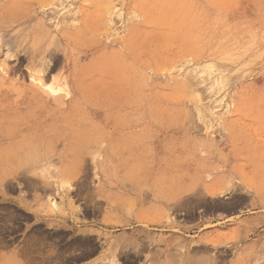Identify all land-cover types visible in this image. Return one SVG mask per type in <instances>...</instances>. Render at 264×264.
<instances>
[{
    "label": "rangeland",
    "instance_id": "374dc122",
    "mask_svg": "<svg viewBox=\"0 0 264 264\" xmlns=\"http://www.w3.org/2000/svg\"><path fill=\"white\" fill-rule=\"evenodd\" d=\"M12 1L0 0V138L8 143L25 130L30 143L46 140L49 151L54 143L48 153L28 147L43 156L31 176L53 190L60 173L62 200L73 191L88 206L108 149L111 159L135 165L145 189L154 185L169 207L161 227L146 221L147 232L128 239L100 226L89 234L87 216L68 231L48 229L1 200L0 264H264L122 254L144 245L164 257L171 225L184 234L202 219L250 213L264 256V0H139L137 7L138 0H43L45 8L42 0ZM110 6L122 15L111 16ZM216 46L221 52L209 55ZM213 63L219 72L206 73ZM67 163L78 167L75 179ZM102 214L98 206V223ZM172 242L183 257L187 246ZM232 242L209 255H231Z\"/></svg>",
    "mask_w": 264,
    "mask_h": 264
},
{
    "label": "crops",
    "instance_id": "0c3cea01",
    "mask_svg": "<svg viewBox=\"0 0 264 264\" xmlns=\"http://www.w3.org/2000/svg\"><path fill=\"white\" fill-rule=\"evenodd\" d=\"M23 132L25 130H17L15 134H10L8 143L0 138V201L6 200L16 204L28 215L31 214L36 224L44 223L48 229L68 231L73 228L75 223L79 224L78 219L83 216H87L89 219V234L96 232L97 227L100 226L108 232L118 231L117 235L132 239L134 236L147 232L144 228L146 221L153 222V228L161 227L157 225L161 223V215L168 212L169 202L161 199L160 190H156L154 185L148 190L144 188V184H141L142 182L145 183L144 177L141 176L135 165L126 166L122 165L123 161H120V164L112 159L111 161L107 149L106 157L108 158L104 161L105 165L103 164V166L105 167H101L104 170L100 172V182L97 183L96 181V186L89 195L88 206L86 207L83 202L80 203V196L74 195L73 191H69L62 200L60 199V173L57 175V187L53 190L45 189L40 180L31 176V172L35 170L33 167L35 161L31 159L32 154L29 153L28 147L33 148L36 144L40 145V139L35 138L30 143V139L25 136L27 134ZM36 147L40 148V146ZM57 148L60 157L59 143ZM130 167H132L131 170ZM72 168L73 177L70 176V178L75 179L78 167L72 166ZM123 172L126 174L124 175ZM124 176L128 179H125ZM132 177H134L133 180ZM49 195L53 196L51 201L48 199ZM54 201L57 202L58 206L53 205ZM98 206L101 213L103 212L99 223L97 218ZM162 207L165 209L163 210ZM79 208H82V211ZM88 212L90 214H87ZM232 217L235 219L231 220ZM254 219V215L250 213L237 214L222 220L220 218H206L205 220L202 219L196 227L190 229L184 227V234H176L170 231L169 229L173 227L171 225L168 227V231L164 233L169 239L164 257L161 255L162 252L149 251L147 246H144L145 248L143 246L142 248L138 247L139 251L133 254L131 250L136 247L135 245L126 247L128 254L125 251L123 254H126L128 259H133L132 256L136 259H236L235 263L249 259L251 263L252 259H264L259 242L254 237V233L258 231L257 225L251 222ZM210 221L215 227H208ZM178 239L179 246L186 245L188 248L183 257L178 255V251L175 249V246H178L173 245L172 242H176ZM227 240L233 241L234 251L231 255L222 256L220 252L216 258L209 255L211 249H220L227 243ZM215 242L219 245L216 246ZM223 252L226 253V251ZM211 253L214 254V252Z\"/></svg>",
    "mask_w": 264,
    "mask_h": 264
},
{
    "label": "bare ground",
    "instance_id": "6f19581e",
    "mask_svg": "<svg viewBox=\"0 0 264 264\" xmlns=\"http://www.w3.org/2000/svg\"><path fill=\"white\" fill-rule=\"evenodd\" d=\"M11 1H12V0H11ZM15 1H17V0H13L12 3L15 2ZM21 1H23V0H21ZM42 1H43V0H42ZM42 1H41V2H38V3H41L42 6H43L42 8H45V7L47 6V3H46L45 1H43V2H44V3H43ZM47 1H48V0H47ZM108 2H109V1H108ZM108 2H107V3H108ZM15 3H16V2H15ZM139 3H140V2H139V0H138V1L136 2L135 6L137 7V5H138ZM110 4H111V2H110ZM108 9H109V10H108V13H109L111 16L114 15V13H116V15L121 13V15H122V12L118 13L117 8H115V6H110ZM134 10H135V9H134ZM117 16H118V15H117ZM44 24H45V23H44ZM43 26H44V25H43ZM91 26H93V25H89V24H87L86 26L80 28V30L78 31V34H83V35H84L85 33H87V32L89 31V28H90ZM44 27H45V26H44ZM57 29H58V28H57ZM91 31H92V30H91ZM57 33H59V32H57ZM233 49H234V48H233ZM220 52H221L220 46H216L215 49H214V51L209 52V55H217V54L220 53ZM226 55H227V57L230 58V59H231V58L234 59V58H236V56H237V54H235L233 51H232V52H228V53H226ZM221 57H222V56H221ZM227 57H226V58H227ZM224 58H225V56H224ZM228 58H227V59H228ZM217 59H218V58H217ZM219 59H220V58H219ZM226 62H228V61H226ZM215 64H216V63H215ZM211 65H212V66H211ZM202 66H203V65H202ZM206 66H208L209 68L206 67ZM220 66H221V65H220ZM213 67L216 69L217 64H216L215 66H214V63H213V64H209V65H205V67H204L203 69L205 70V72L208 71L210 68H211V69H210L211 71H213V70H214L215 72L218 71V69L215 70V69H213ZM218 67H219V65H218ZM206 69H207V70H206ZM212 69H213V70H212ZM210 70H209L208 74L210 73ZM214 71H213V72H214ZM218 72H219V71H218ZM220 72H221V69H220ZM206 73H207V72H206ZM208 74H207V75H208ZM210 75H212V74H210ZM208 76H209V75H208ZM218 77H219V76H218ZM209 79H210V78H209ZM218 79H219V78H218ZM221 79H222V78H221ZM216 80H217V78H216ZM216 80H215V81H216ZM219 81H220V80H219ZM66 82H68V81H66ZM43 98H44V97H43ZM192 98H193V97H191L190 99H192ZM45 99H47V98H45ZM56 99H57V98H56ZM196 99H198V98H196ZM196 99H195V100H196ZM47 100H48V99H47ZM53 100H54V99H53ZM195 100H194V101H195ZM45 101H46V100H45ZM45 101H42V102H45ZM58 102H59V99H57V103H58ZM196 102H197V101H196ZM47 103H48V102H47ZM55 104H56V103H55ZM59 104H60V102H59ZM13 106H14V105H13ZM21 106H22V105H21ZM21 106H20V107H21ZM47 106H49V105H47ZM57 106H58V105H57ZM23 107H24V106H23ZM50 107H51V106H50ZM59 107H60V106H59ZM59 107H58V108H59ZM8 108H9V107H8ZM22 109H23V108H22ZM23 112H24V111H23ZM40 115H41V114H40ZM47 115H48V114H47ZM42 116H43V114H42ZM42 116H41V117H42ZM50 116H51V115H50ZM44 117H45V116H44ZM8 118H9V117H8ZM37 118H39V117H36V119H37ZM57 118H58V117H57ZM17 119H18V118H17ZM20 119H21V118H20ZM36 119H35V121H36ZM39 119H41V118H39ZM52 119H53V117H52ZM89 119H90V117H89ZM91 119H92V118H91ZM10 120H11V119H10ZM30 120H31V118H30ZM56 120H58V119H56ZM59 121H60V120H59ZM89 121H90V120H89ZM98 121H99V119H98ZM101 122H104V121L102 120ZM101 122H99V123H100V126H102ZM126 122H127V121H126ZM14 123H15V122H14ZM43 123H44V121H43ZM99 123H98V124H99ZM104 123H105V122H104ZM33 124H34V123H33ZM56 124H57V123H56ZM94 124H95V123H94ZM4 125H6V124L4 123ZM39 125H41V124H39ZM47 125H48V124H47ZM50 125H51V124H50ZM57 125H58V124H57ZM95 125L97 126V124H95ZM95 125H94V126H95ZM110 125H112V124H110ZM127 125H128V124H127ZM164 125H165V124H164ZM164 125H163V126H164ZM22 126H24V125H21V127H22ZM28 126H29V125H28ZM35 126H36V125H35ZM41 126H42V125H41ZM52 126H53V124H52ZM58 126H59V125H58ZM92 126H93V125H92ZM135 126H136V124H135ZM150 126H151V125H150ZM163 126H162V127H163ZM37 127H38V126H37ZM43 127H46V125L43 126ZM48 127H49V125H48ZM48 127H47V128H48ZM55 127H56V126H55ZM98 127H99V126H98ZM130 127H131V126H130ZM133 127H134V126H133ZM171 127H172V126H171ZM23 128H24V127H23ZM96 128H97V127H96ZM96 128H95V130H96ZM100 128H101V127H100ZM151 128H154V127H151ZM172 128H173V127H172ZM174 128H175V127H174ZM9 129H10V128H9ZM31 129H32V128H31ZM104 129H106V127H105ZM126 129H127V127H126ZM128 129H129V128H128ZM130 129H131V128H130ZM33 130H34V129H33ZM58 130H60V129H58ZM109 130H110V128H109ZM124 130H125V129H124ZM144 130H145V129H143V130H141V131H144ZM148 130H149V129H148ZM161 130H162V129H161ZM23 131H24V130H23ZM29 131H30V129H29ZM106 131L108 132V130H106ZM111 131H113V129H112ZM128 131H129V130H128ZM139 131H140V130H139ZM141 131H140V132H141ZM149 131H150V130H149ZM149 131H148V133H149ZM153 131H155V130L153 129ZM171 131H172V130H171ZM42 132H43V131H42ZM107 132H106V133H107ZM121 132H122V131H121ZM145 132H146V131H145ZM25 133H26V131H25ZM37 133H38V132H37ZM117 133H118V132H117ZM26 134H27V133H26ZM45 134H46V132H45ZM49 134L51 135V132H50ZM52 134H53V133H52ZM125 134H126V133H125ZM128 134H129V133H128ZM3 135H4V134H3ZM43 135H44V133H43ZM50 135H49V136H50ZM53 135H56V134H53ZM144 135H145V133H144ZM16 137H17V136H16ZM16 137H15V138H16ZM57 137H58V136H57ZM138 137H139V136H138ZM140 137H141V136H140ZM142 137H143V136H142ZM7 138H8V137H7ZM52 138L55 139V137H52ZM52 138H51V139H52ZM58 138H59V137H58ZM107 138H108V137H107ZM11 140H12V139H11ZM52 140H53V139H52ZM140 140H141V139H140ZM9 141H10V140H9ZM90 141H92V140H90ZM109 141H110V138H109ZM109 141H108V142H109ZM111 141H112V140H111ZM13 142H14V141H13ZM105 142H106V141H105ZM105 142H103V145H104ZM108 142H107L106 144H109ZM114 142H115V141H114ZM10 143H11V142H10ZM10 143H9V144H10ZM101 143H102V142H101ZM110 143H111V142H110ZM115 143H116V142H115ZM115 143H113V144L115 145ZM148 143H149V142H148ZM50 144H51V143H50ZM97 144H99V143H97ZM106 144H105V145H106ZM119 144H120V143H119ZM151 144H152V143H151ZM92 145H94V144H92ZM105 145H104V146H105ZM110 145H111V144H110ZM36 146H40V147H42L44 153H48V152H50V151H53V150L55 151V150H56V148H55L56 145H55L54 143H52V145L50 146V151H49V144H48V141L43 140V139H40V145L36 144L35 147H36ZM66 146H67V145H66ZM73 146H74V144H73ZM99 146H100V145H99ZM108 146H109V145H108ZM121 146H123V145H121ZM109 147H110V146H109ZM109 147H108V148H109ZM124 147H125V146H124ZM163 147H164V146H163ZM163 147H162V148H163ZM91 148H92V147H91ZM100 148H101V147H100ZM113 148H114V147H113ZM122 148H123V147H122ZM153 148H154V147H153ZM166 148H167V147H166ZM63 149H64V148H63ZM65 149H66V148H65ZM68 149H69V148H68ZM97 149H99V148H97ZM97 149H96V150H97ZM105 149H107V146H106ZM109 149H110V148H109ZM117 149H118V148H117ZM160 150H161V149H160ZM163 150H164V149H163ZM38 151H39V150H38ZM60 151H61V150H60ZM68 151H69V150H67V152H68ZM94 151H95V150H94ZM36 152H37V151H36ZM61 152H62V151H61ZM112 152H114V151H112ZM112 152H110V155H112V154H111ZM51 153H53V152H51ZM64 153H65V151H64ZM116 153H117V152H116ZM62 154H63V153H62ZM74 154H75V153H74ZM36 155H37V154H36ZM36 155H32V157H31V159H32L33 161H35L34 164H33V167H35V168H37L38 163H39L40 160L43 158V156H42L41 154H40V156H36ZM38 155H39V154H38ZM44 155H45V154H44ZM48 155H49V154H48ZM65 155H66V154H65ZM105 155H107V154H105ZM61 156H62V155H61ZM63 156H64V155H63ZM66 156H68V155H66ZM74 156H75V155H74ZM74 156H72V157H74ZM112 156H113V155H112ZM128 156H129V155H128ZM44 157H45V156H44ZM50 157H51V156H50ZM64 157H65V156H64ZM64 157H63V158H64ZM130 157H131V156H130ZM60 158H61V157H60ZM70 158H71V156H70ZM78 158H79V157H78ZM106 158H108V157H106ZM113 158H114V156H113ZM125 158H126V157H125ZM128 158H129V157H128ZM131 158H132V157H131ZM44 159H45V158H44ZM47 159H48V158H47ZM50 159H51V158H50ZM72 159H74V158H72ZM133 159H134V158H133ZM62 160H63V159H62ZM106 160H107V159H106ZM110 160H111V157H110ZM112 160H114V159H112ZM112 160H111V161H112ZM116 160H117V159H116ZM121 160H124V158L121 159ZM159 160H161V159H159ZM42 161H43V159H42ZM50 161H51V160H50ZM72 161H73V160H72ZM104 161H105V160H104ZM154 161H155V160H154ZM163 161H164V160L162 159V162H163ZM78 162H79V161H78ZM114 162H115V160H114ZM117 162L120 164L119 161H117ZM124 162H125V160H124ZM128 162H129V161H127V163H128ZM132 162H134V160H133ZM167 162H169V161L167 160L166 163H167ZM68 163H70V162H68ZM68 163L66 164V165H67V168L69 169V171H71L70 169L72 168V165H73V164H72V165H68ZM73 163H74V162H73ZM102 163H103V162H102ZM104 163H105V162H104ZM106 163H108V162H106ZM112 163H113V162H112ZM129 163H130V162H129ZM129 163H128V164H129ZM136 163H137V162H136ZM154 163H155V162H154ZM61 164H62V166H63V164H65V163H61ZM75 164H76V163H75ZM108 164H111V163H108ZM119 164H117V165H119ZM167 164H169V163H167ZM167 164H166V166H167ZM39 165L41 166V164H39ZM100 165H101V164H100ZM104 165H105V164H104ZM112 165H113V164H112ZM117 165H116V166H117ZM122 165H124V164L122 163ZM102 166H103V165H102ZM102 166H100V169H101ZM120 166H121V165H120ZM126 166H128V165H126ZM126 166H124V167L126 168ZM171 166H172V165H171ZM103 167H105V166H103ZM111 167H112V166H111ZM113 167H114V165H113ZM113 167H112V169H113ZM117 167L119 168V166H117ZM75 168H77V167H75ZM118 168H116V169H118ZM121 168H122V167H121ZM121 168H120V169H121ZM125 168H124V169H125ZM151 168H152V167H151ZM166 168H168V167H166ZM166 168H165V169H166ZM102 169L104 170V168H102ZM109 169H110V167H109ZM116 169H114L115 172H116ZM141 169H142V168H141ZM63 170H64V169H63ZM63 170H62V171H63ZM65 170H66V168H65ZM72 170H73V168H72ZM103 170H102V172H103ZM105 170H106V169H105ZM114 170H112V172H113ZM118 170H119V169H118ZM118 170H117V171H118ZM125 170H126V169H125ZM151 170H152V169H151ZM157 170H158V168H157ZM0 171H1V170H0ZM59 171H60V169H59ZM67 171H68V170H67ZM74 171H75V170H74ZM66 173H67V172H66ZM113 173H114V172H113ZM123 173H124V172H123ZM127 173H128V172H127ZM130 173H131V172H130ZM130 173H129V174H130ZM143 173H144V172H143ZM71 174H72V173H71ZM125 174H126V173H124V175H125ZM133 175H134V174H133ZM124 177H125V176H124ZM126 178H127V177H125V179H126ZM129 178H131V177H129ZM133 178H134V177H132V180H133ZM57 179H58V178H57ZM127 179H128V178H127ZM133 183H134V182H133ZM140 183H141V182H140ZM141 184H144V183L142 182ZM134 185H136V183H134ZM139 185H140V184H139ZM139 185H137V186H139ZM151 185H152V184H151ZM152 186H153V185H152ZM144 188H145V187H144ZM152 189H153V188H152ZM175 189H176V188H175ZM79 190H80V189H79ZM156 190H157V189H156ZM152 192H153V190H152ZM78 193L81 194L82 192H79V191H78ZM153 193H154V192H153ZM153 195H154V194H153ZM160 196H162V195H160ZM158 197H159V196H158ZM163 197H165V196H163ZM168 197H169V196H168ZM168 197H167V198H168ZM159 198H160V197H159ZM161 199H162V198H161ZM169 199H170V198H169ZM164 200H166V199H164ZM86 204H87V202H86ZM53 205L58 206L57 202H55V201L53 202ZM160 205H162V204H160ZM163 206H164V205H163ZM164 207H165V206H164ZM154 208H155V207H154ZM154 208H153V210H154ZM155 209H156V208H155ZM160 209H161V208H160ZM160 209H159V210H160ZM162 209L164 210L165 208L162 207ZM159 210H158V212H159ZM154 211H155V210H154ZM153 213H154V212H153ZM87 214H90V213L88 212ZM85 215H86V214H85ZM57 232H58V231H57ZM63 233H64V232H63ZM63 233H61V234L63 235ZM56 234H57V233H56ZM58 234H60V233H58ZM58 234H57V235H58ZM48 235H49V234H48ZM52 237H54V236L52 235ZM62 237H63V236H62ZM130 237H131V236H130ZM54 239H56V238L54 237ZM77 240H80V239H79V238L75 239V241H77ZM81 241H82V240L77 241L76 243L81 242ZM85 241H86V240H85ZM71 242H72V241H71ZM141 243H142V241H141ZM85 244H86V243H85ZM143 244H144V243H143ZM39 245H40V244H39ZM67 245H68V244H67ZM77 245H78V244H77ZM82 245H83V242H81V246H82ZM86 245H87V244H86ZM29 246H30V245H29ZM40 246H41V245H40ZM140 246H141V245H140ZM30 247H31V246H30ZM41 248H42V247H41ZM43 248H44V247H43ZM88 248H89V247H88ZM88 248H87V249H88ZM141 248H142V247H141ZM143 248H145L144 245H143ZM25 250H26V249H25ZM43 250H44V249H43ZM43 250H42V251H43ZM89 250H90V248H89ZM86 251H87V250H85L84 252H86ZM26 252H27V251H26ZM28 252H31V250L28 251ZM87 252H88V251H87ZM42 253H43V252H42ZM42 253H41V254H42ZM126 253H127V252H126ZM81 254H82V253H81ZM120 254H121V253H120ZM122 254H123V252H122ZM127 254H128V253H127ZM82 255H83V254H82ZM123 255H124V254H123ZM126 257H127V256H125V258H126ZM129 257H131V256H129ZM125 258H124V259H125ZM127 259H128V258H127ZM249 263H250V262H249Z\"/></svg>",
    "mask_w": 264,
    "mask_h": 264
}]
</instances>
